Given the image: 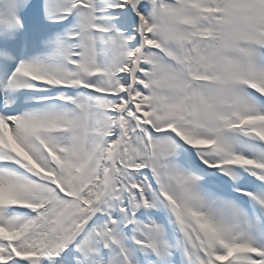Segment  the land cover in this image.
<instances>
[{"label": "snow or ice", "instance_id": "6c2138e0", "mask_svg": "<svg viewBox=\"0 0 264 264\" xmlns=\"http://www.w3.org/2000/svg\"><path fill=\"white\" fill-rule=\"evenodd\" d=\"M0 264H264V0H0Z\"/></svg>", "mask_w": 264, "mask_h": 264}]
</instances>
